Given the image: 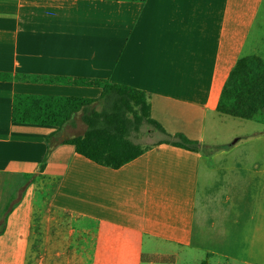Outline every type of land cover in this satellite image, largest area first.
Masks as SVG:
<instances>
[{
	"label": "crops",
	"instance_id": "obj_1",
	"mask_svg": "<svg viewBox=\"0 0 264 264\" xmlns=\"http://www.w3.org/2000/svg\"><path fill=\"white\" fill-rule=\"evenodd\" d=\"M263 2L0 0V218L13 199L0 264H264V204H232L231 194L215 204L214 191L203 210L196 204L201 146L227 133L215 106L230 69L253 49ZM22 76L142 90L152 118L170 136L198 142V151L153 145L171 139L161 133L118 169L69 144L45 156L49 136L83 133L80 117L59 128L15 123L13 96L94 99L100 89Z\"/></svg>",
	"mask_w": 264,
	"mask_h": 264
},
{
	"label": "trees",
	"instance_id": "obj_2",
	"mask_svg": "<svg viewBox=\"0 0 264 264\" xmlns=\"http://www.w3.org/2000/svg\"><path fill=\"white\" fill-rule=\"evenodd\" d=\"M144 1V0H124ZM3 77V75H2ZM25 82L55 83L62 85L88 86L100 89L97 98L72 96L15 94L12 98L10 117L15 123H29L61 127L78 115L84 130L81 135L65 139L47 138L45 156L58 144H69L76 154L93 163L118 169L134 160L152 145H139L129 139L144 122L171 139H164L153 145L168 143L191 151H198L199 144L181 133L170 136L151 116L149 96L146 92L111 83L105 79L71 78L61 76H22ZM96 106H100L97 110ZM264 110V62L257 55H247L237 59L230 69L219 94L215 111L249 120ZM43 164L40 166V170ZM13 199L7 204L0 218V233L3 232L6 217ZM148 259L160 262L167 258Z\"/></svg>",
	"mask_w": 264,
	"mask_h": 264
},
{
	"label": "rangeland",
	"instance_id": "obj_3",
	"mask_svg": "<svg viewBox=\"0 0 264 264\" xmlns=\"http://www.w3.org/2000/svg\"><path fill=\"white\" fill-rule=\"evenodd\" d=\"M250 40L253 45L249 48L253 49L247 50V54L257 55L264 62V2L258 10ZM96 109L99 110L100 106ZM220 116L221 128L227 133L218 139V145L201 146L196 204L203 210L208 206L205 203L213 191L215 204H223L226 198L231 197L230 194L232 204H264V110L249 120ZM161 137L158 130L144 122L136 132L129 134L131 141L142 146L150 145ZM12 262L7 260V264ZM13 264H17L16 260Z\"/></svg>",
	"mask_w": 264,
	"mask_h": 264
}]
</instances>
